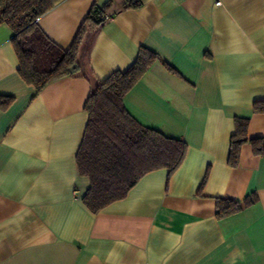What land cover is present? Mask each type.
Listing matches in <instances>:
<instances>
[{
	"label": "crops",
	"instance_id": "crops-1",
	"mask_svg": "<svg viewBox=\"0 0 264 264\" xmlns=\"http://www.w3.org/2000/svg\"><path fill=\"white\" fill-rule=\"evenodd\" d=\"M60 0L37 20L67 50L91 5ZM142 0L111 17L79 71L37 91L18 73L12 30L0 24V264H264V156L242 145L228 164L235 118L264 136V0ZM90 44V43H89ZM145 47L157 55L125 94L140 124L186 144L171 173H145L97 213L76 154L91 91L126 71ZM3 98H0L2 101ZM254 202L219 217L217 199Z\"/></svg>",
	"mask_w": 264,
	"mask_h": 264
},
{
	"label": "trees",
	"instance_id": "trees-1",
	"mask_svg": "<svg viewBox=\"0 0 264 264\" xmlns=\"http://www.w3.org/2000/svg\"><path fill=\"white\" fill-rule=\"evenodd\" d=\"M59 1L0 0V24H6L13 32L11 42L19 62L18 73L37 91L79 71L78 53L86 38L88 45L82 64L88 68L90 45L107 18L142 4V0H108L102 6L93 3L72 44L64 50L37 23ZM157 58L154 52L141 47L131 66L126 71L111 73L91 91L84 104L88 119L76 163L79 174L89 180L81 200L92 213L123 198L145 173L158 168H167L171 173L184 158L186 144L181 139L140 124L123 105L125 94ZM0 98H3L0 105H7L13 97ZM253 110L264 113V101H255ZM248 124L247 118L234 120L228 154V164L232 167L238 165L240 149L245 143L251 145L254 154L264 156V136L249 138ZM254 200L218 198L216 213L219 217L234 213Z\"/></svg>",
	"mask_w": 264,
	"mask_h": 264
},
{
	"label": "built area",
	"instance_id": "built-area-1",
	"mask_svg": "<svg viewBox=\"0 0 264 264\" xmlns=\"http://www.w3.org/2000/svg\"><path fill=\"white\" fill-rule=\"evenodd\" d=\"M213 2H214V5H216V6H220L222 3L221 0H213Z\"/></svg>",
	"mask_w": 264,
	"mask_h": 264
},
{
	"label": "water",
	"instance_id": "water-1",
	"mask_svg": "<svg viewBox=\"0 0 264 264\" xmlns=\"http://www.w3.org/2000/svg\"><path fill=\"white\" fill-rule=\"evenodd\" d=\"M70 71H73V68H71Z\"/></svg>",
	"mask_w": 264,
	"mask_h": 264
}]
</instances>
